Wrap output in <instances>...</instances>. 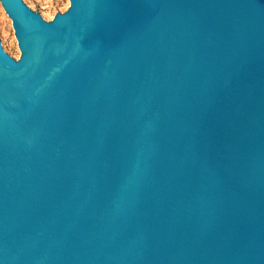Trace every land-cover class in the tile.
Listing matches in <instances>:
<instances>
[{
    "label": "water",
    "instance_id": "water-1",
    "mask_svg": "<svg viewBox=\"0 0 264 264\" xmlns=\"http://www.w3.org/2000/svg\"><path fill=\"white\" fill-rule=\"evenodd\" d=\"M0 4V264H264V0Z\"/></svg>",
    "mask_w": 264,
    "mask_h": 264
},
{
    "label": "rangeland",
    "instance_id": "rangeland-1",
    "mask_svg": "<svg viewBox=\"0 0 264 264\" xmlns=\"http://www.w3.org/2000/svg\"><path fill=\"white\" fill-rule=\"evenodd\" d=\"M33 12H37L46 21H51L57 12L68 9L69 0H22ZM0 40L5 45V51L14 59H18L20 52L11 26V21L0 4Z\"/></svg>",
    "mask_w": 264,
    "mask_h": 264
}]
</instances>
